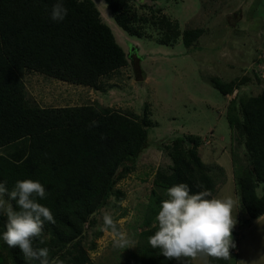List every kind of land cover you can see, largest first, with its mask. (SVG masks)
<instances>
[{
  "label": "trees",
  "instance_id": "1",
  "mask_svg": "<svg viewBox=\"0 0 264 264\" xmlns=\"http://www.w3.org/2000/svg\"><path fill=\"white\" fill-rule=\"evenodd\" d=\"M106 2L124 30L139 34L138 15L130 0ZM55 3L0 0V182L9 189L17 180L41 182L47 197L37 198L38 202L52 211L55 223L45 222V243L39 246L48 247L50 257L59 256L66 264H97L89 252L96 243L90 248L85 245L86 227L112 195L123 200L124 193L116 186L135 169L136 159L149 146L148 128L153 120L147 104L139 117L101 105L42 107L29 101L27 71L99 90L102 77L129 62L93 0H64L68 14L60 22L51 19ZM160 22L167 28L160 40L163 43L176 42L182 34L184 43L191 46L204 32L197 27L179 33V23L167 16ZM244 80L212 78L226 96ZM227 118L245 145V159L235 151L233 156L236 185L251 222L264 215V89L256 95L237 94ZM93 120L99 122L98 127H89ZM201 144V136L188 134L165 146L172 165L168 170L159 169L153 181V204L141 232V264H179L166 260L160 249L148 244V237L157 230L154 221L160 202L166 199L162 192L182 182L193 193L216 191L211 169L198 150ZM261 185L260 195L257 189ZM4 225L5 217L0 216V264H39L26 262L19 248L4 243ZM234 254L235 248H231L228 257L208 258L207 264H230Z\"/></svg>",
  "mask_w": 264,
  "mask_h": 264
},
{
  "label": "rangeland",
  "instance_id": "2",
  "mask_svg": "<svg viewBox=\"0 0 264 264\" xmlns=\"http://www.w3.org/2000/svg\"><path fill=\"white\" fill-rule=\"evenodd\" d=\"M102 19L125 49L128 65L104 76L101 89L71 83L36 71H27L29 101L42 107L101 105L143 116L149 107L153 125L149 146L136 159L135 169L120 180L121 203L115 195L98 210L86 227L85 245L97 264H141V232L153 204L156 172L168 170L172 160L165 146L188 134L202 137L198 150L216 182L213 195L231 196L237 224L232 231L237 253L230 264H264V215L248 221L235 181L233 151L245 159V145L232 130L227 111L237 94L256 95L264 89L255 67L264 55V0H130L139 34L124 30L114 19L106 0H93ZM163 16L185 29L203 28V34L187 46L180 35L163 43ZM257 76V77H256ZM239 79L241 87L222 94L212 78ZM160 192V191H159ZM263 193V185L257 189ZM166 192L161 194L165 197ZM160 194V193H159ZM110 212L128 244L114 247L110 231L102 227V214ZM155 223V221H154ZM179 264H204L202 259Z\"/></svg>",
  "mask_w": 264,
  "mask_h": 264
},
{
  "label": "clouds",
  "instance_id": "3",
  "mask_svg": "<svg viewBox=\"0 0 264 264\" xmlns=\"http://www.w3.org/2000/svg\"><path fill=\"white\" fill-rule=\"evenodd\" d=\"M67 14L64 0H56L51 19L60 22ZM98 126L96 120L89 124L90 128ZM165 195L155 216L157 230L148 237L153 249H160L166 260L177 262L199 258L207 264L208 258L230 255V249L236 246L232 231L237 224L233 215L236 201L231 196L213 195L210 190L193 193L183 182L167 188ZM46 197L45 187L38 180H17L11 189L0 182V216L5 217L6 229L2 240L10 248H19L26 262L66 264L59 256L50 257L48 247L39 246L45 243V222L55 223L52 211L37 199ZM102 227L110 231L114 247L128 244L126 233L118 228L110 212L102 214Z\"/></svg>",
  "mask_w": 264,
  "mask_h": 264
},
{
  "label": "built area",
  "instance_id": "4",
  "mask_svg": "<svg viewBox=\"0 0 264 264\" xmlns=\"http://www.w3.org/2000/svg\"><path fill=\"white\" fill-rule=\"evenodd\" d=\"M254 69L258 75L264 79V55L260 57V61L256 63V67Z\"/></svg>",
  "mask_w": 264,
  "mask_h": 264
},
{
  "label": "crops",
  "instance_id": "5",
  "mask_svg": "<svg viewBox=\"0 0 264 264\" xmlns=\"http://www.w3.org/2000/svg\"><path fill=\"white\" fill-rule=\"evenodd\" d=\"M62 106H65V105H62ZM62 106H54V107H62ZM72 106H74V105H72ZM237 249H235V253H237Z\"/></svg>",
  "mask_w": 264,
  "mask_h": 264
}]
</instances>
